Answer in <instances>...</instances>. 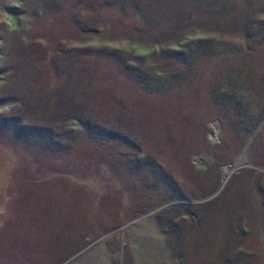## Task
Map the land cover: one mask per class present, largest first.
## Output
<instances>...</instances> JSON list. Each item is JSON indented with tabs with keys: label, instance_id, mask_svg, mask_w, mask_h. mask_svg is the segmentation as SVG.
Returning a JSON list of instances; mask_svg holds the SVG:
<instances>
[{
	"label": "rangeland",
	"instance_id": "rangeland-1",
	"mask_svg": "<svg viewBox=\"0 0 264 264\" xmlns=\"http://www.w3.org/2000/svg\"><path fill=\"white\" fill-rule=\"evenodd\" d=\"M0 264H264V0H0Z\"/></svg>",
	"mask_w": 264,
	"mask_h": 264
}]
</instances>
